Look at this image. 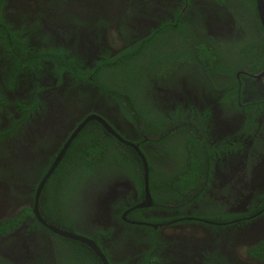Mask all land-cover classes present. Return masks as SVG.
<instances>
[{"label":"flooded vegetation","instance_id":"1","mask_svg":"<svg viewBox=\"0 0 264 264\" xmlns=\"http://www.w3.org/2000/svg\"><path fill=\"white\" fill-rule=\"evenodd\" d=\"M99 128L147 186L60 196ZM0 264H264L257 0H0Z\"/></svg>","mask_w":264,"mask_h":264},{"label":"trees","instance_id":"2","mask_svg":"<svg viewBox=\"0 0 264 264\" xmlns=\"http://www.w3.org/2000/svg\"><path fill=\"white\" fill-rule=\"evenodd\" d=\"M104 133L106 132L99 128L98 131H95L87 151H78L76 153L73 164L77 166V171H75L73 180L61 187L60 196L66 197L68 194L70 195L71 190L76 188V182H79L80 186V181H82L86 171L85 163H87V158L91 155L90 174L88 176L94 179L110 180L118 178L126 167H130L129 165L134 166L127 168L126 174L130 178H141V167L138 165L140 164V158L136 153L133 151H122V146L115 139L106 138ZM77 140L81 143L87 142L83 136L77 138L75 142ZM88 152L89 155H87Z\"/></svg>","mask_w":264,"mask_h":264},{"label":"water","instance_id":"3","mask_svg":"<svg viewBox=\"0 0 264 264\" xmlns=\"http://www.w3.org/2000/svg\"><path fill=\"white\" fill-rule=\"evenodd\" d=\"M257 3H258V7H259V11H260V15H261V18L264 19V7H263V1L262 0H257ZM106 128L107 125H105ZM109 129V128H108ZM111 131V130H110ZM117 136V135H116ZM120 138V137H119ZM121 139V138H120ZM122 140V139H121ZM136 148V147H135ZM137 152L141 158V161H142V164H143V171H144V174H143V179H144V182L147 186V181H148V169H147V162H146V159L144 158V156L142 155V153L137 149ZM123 184L122 183H114L109 191L105 194V200L106 201H110L113 197L117 196L118 194H120V190L123 188ZM122 192V191H121ZM103 200V201H100L97 203V206H98V216H103L104 215V212L107 208V202ZM52 228V227H51ZM54 231L60 233V234H63V235H66L72 239H80L82 241H85L84 239L82 238H79L75 235H71V234H68L66 232H62L58 229H55V228H52Z\"/></svg>","mask_w":264,"mask_h":264},{"label":"rangeland","instance_id":"4","mask_svg":"<svg viewBox=\"0 0 264 264\" xmlns=\"http://www.w3.org/2000/svg\"><path fill=\"white\" fill-rule=\"evenodd\" d=\"M86 168V171H85V175H84V177H83V179H87V178H89L90 176H88L89 174H90V171H89V169L87 168V167H85ZM92 178V177H91ZM83 179H82V181H83ZM84 185V184H83Z\"/></svg>","mask_w":264,"mask_h":264}]
</instances>
